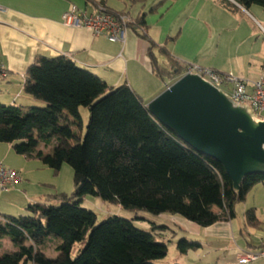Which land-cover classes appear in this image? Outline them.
I'll return each instance as SVG.
<instances>
[{
    "label": "trees",
    "instance_id": "trees-1",
    "mask_svg": "<svg viewBox=\"0 0 264 264\" xmlns=\"http://www.w3.org/2000/svg\"><path fill=\"white\" fill-rule=\"evenodd\" d=\"M85 1L128 15L107 8L102 1ZM232 1L245 9L251 5L264 9V0ZM127 27L139 29L148 38L144 13ZM154 48L167 58L169 68L158 64ZM148 55L162 81L178 78L185 67L152 40ZM23 92L44 105L23 109L0 103V142L10 144L17 154L41 159L55 172L68 164L74 190L29 203L26 214L0 213V239L6 236L16 247L0 256V264H164L159 260L167 255V246L150 231L116 215L96 223L95 213L81 206L83 199L90 195L127 210L178 215L207 227L234 219V205L256 184L264 186V174H249L237 193L218 161L196 152L162 127L127 84L111 87L67 56L37 55L25 72ZM81 107L89 111L85 133L68 145L66 141L75 138L71 125L81 126ZM40 144L53 145V149L44 154ZM244 224L260 228L255 208L244 212ZM48 238L57 239L55 250L61 256L56 260L40 249ZM77 243L82 246L71 256ZM176 245L179 254L201 246L185 237ZM263 247L261 243L255 250Z\"/></svg>",
    "mask_w": 264,
    "mask_h": 264
},
{
    "label": "crops",
    "instance_id": "crops-1",
    "mask_svg": "<svg viewBox=\"0 0 264 264\" xmlns=\"http://www.w3.org/2000/svg\"><path fill=\"white\" fill-rule=\"evenodd\" d=\"M94 1L104 2L113 11H125L132 19L144 13L148 38L143 37L139 29L127 27L122 41L110 42L104 35H93L87 28L65 25L61 15L71 5L88 13L96 6L85 0H0V61L8 71V76L0 79V103L23 109L43 105L23 92L25 72L37 55H64L111 87L127 84L146 104L173 81H162L153 72L148 55L149 40L164 46L180 66L196 63L248 81L264 77V33L261 31L264 25L259 20L264 12L257 5L245 9L232 0L228 1L233 6H228L226 0H166L151 11L163 0ZM152 52L159 65L170 67L157 48ZM75 126L71 125V129L74 136H79H76L78 141L82 126ZM75 141L67 140V144L73 145ZM39 148L48 154L53 145L40 144ZM0 164L16 170L21 176L12 188L0 191V213L3 214L26 213L29 203L45 202V195L67 193L73 188L64 181L69 171L67 164L63 163L55 172L39 158L15 153L8 143L0 142ZM213 210L218 209L214 207ZM158 216L164 222L155 224V228H174L176 237L190 235L199 239L200 248L181 254L180 259L201 260L204 255L209 257V253L216 251L217 264H236V254L240 250H255L251 236L264 243L261 228L246 227L244 219L241 223L232 219L202 227L178 215L163 213ZM242 236L244 239L239 240ZM44 242L47 245L40 246L44 255L51 260L58 259L61 254L55 250L57 239L48 238ZM74 248L71 256L78 246ZM14 250L16 247L8 237L0 239V256ZM165 258L159 262L171 264ZM176 263L184 264L179 260Z\"/></svg>",
    "mask_w": 264,
    "mask_h": 264
},
{
    "label": "water",
    "instance_id": "water-1",
    "mask_svg": "<svg viewBox=\"0 0 264 264\" xmlns=\"http://www.w3.org/2000/svg\"><path fill=\"white\" fill-rule=\"evenodd\" d=\"M145 107L179 141L218 161L237 193L245 176L264 174V117L200 75L179 76Z\"/></svg>",
    "mask_w": 264,
    "mask_h": 264
},
{
    "label": "built area",
    "instance_id": "built-area-1",
    "mask_svg": "<svg viewBox=\"0 0 264 264\" xmlns=\"http://www.w3.org/2000/svg\"><path fill=\"white\" fill-rule=\"evenodd\" d=\"M61 21L72 27H84L93 35H104L108 41H122L127 24L133 19L126 14H114L104 6L96 5L91 12L78 9L71 5L61 15ZM264 33V29L261 27ZM200 75L212 86L225 92L234 102L248 104L258 116L264 115V77L248 81L233 73L219 72L212 68L202 67L196 63L185 64L182 73ZM8 71L0 61V79H5ZM21 180L19 172L0 164V191H7ZM264 259V247L256 250H240L236 254V264H253Z\"/></svg>",
    "mask_w": 264,
    "mask_h": 264
},
{
    "label": "rangeland",
    "instance_id": "rangeland-1",
    "mask_svg": "<svg viewBox=\"0 0 264 264\" xmlns=\"http://www.w3.org/2000/svg\"><path fill=\"white\" fill-rule=\"evenodd\" d=\"M261 9L264 12V9L263 8H261ZM259 20L264 25V15L261 18H259ZM43 105H44V103H43ZM80 115H81V124L80 125L82 126V136L80 137V139H81L85 133L86 125H87L88 118H89L88 109L85 107H81L80 108ZM75 127L77 128V126H75ZM76 136H77V138H79L78 135H76ZM76 136H75V138L73 137L74 141L75 140L77 141ZM69 140H71V139H69ZM66 143H67V141H66ZM66 167L69 171H68V176L64 177V181L66 180L69 184H71V187H72V185H73V183H72L73 171H72V168L68 164L66 165ZM10 188H12V187H10ZM73 190H74V188H72L71 191L67 192V194H70L71 192H73ZM81 206L84 208H87V209H89L95 213L96 219H97L96 223H99L102 220L106 219L107 217L113 216V215L119 216L121 218L133 220L137 226L141 227L144 230L150 231L154 235L155 239L158 242H162V243L166 244L167 255H166L165 260L170 262L171 264L176 263L177 260L184 262V264H217V261H216L217 253H216V251L213 253H209V257H205L206 255H204L203 257H201V260L193 261V260H195V259H193L192 261H188V258H184V257L182 259H180L181 254H179V252L177 251V245H176L177 241L180 239V237H176L177 235L175 236L174 231H176V230L174 228H171L172 230H170V229L169 230H164V229L160 230L159 228L154 227L155 224L156 225L163 224L162 222H164V221L162 220L161 216L151 214L145 210H135V211L127 210V209L122 208L119 205L111 204L109 202L101 200L98 197H94V196H90V195H88L84 198V201L81 204ZM251 207L255 208L256 216L262 222L260 228H261L262 232L264 233V186L261 183H258L255 186H253L248 191V193L246 194L245 199L243 201L237 202L234 205V212H235L234 219H236V221H238L239 223L243 222L244 212L248 208H251ZM18 214H26V213H17V214H12V215L17 216ZM165 224H168V223H165ZM152 227H154V228H152ZM255 234L256 233H254V236H255ZM184 237H187L188 240H192V241H196V242H198V240H199L198 238H194L190 235H187ZM237 238H238V236H237ZM239 238H240L239 240H243L244 236L239 237ZM250 240L254 242L253 244H255V246H257L256 244L261 243L258 241V238L253 237V236H251ZM43 244L47 245V242L46 243L44 242ZM77 244H76V247L82 246V243H77ZM209 246H211V244H209ZM262 263H264V261L259 260V261L254 262L253 264H262Z\"/></svg>",
    "mask_w": 264,
    "mask_h": 264
}]
</instances>
